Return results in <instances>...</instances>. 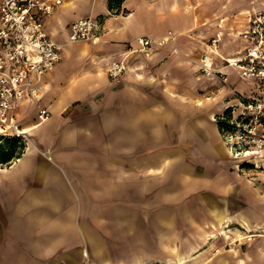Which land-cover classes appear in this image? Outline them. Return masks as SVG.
<instances>
[{"label":"crops","instance_id":"1","mask_svg":"<svg viewBox=\"0 0 264 264\" xmlns=\"http://www.w3.org/2000/svg\"><path fill=\"white\" fill-rule=\"evenodd\" d=\"M262 7L124 0L111 13L108 0H64L44 21L62 58L13 110L29 140L0 164V264H264V168L238 167L218 124L234 91H258L226 59ZM86 17L101 20L99 39L70 41ZM170 32L140 49L137 38ZM217 35L226 81L199 66Z\"/></svg>","mask_w":264,"mask_h":264},{"label":"built area","instance_id":"2","mask_svg":"<svg viewBox=\"0 0 264 264\" xmlns=\"http://www.w3.org/2000/svg\"><path fill=\"white\" fill-rule=\"evenodd\" d=\"M63 1L0 0V136H16L25 143L29 140L13 110L18 100L28 106L38 98L43 75L62 58L61 45L47 35L44 21ZM247 19L248 25L241 32L245 46L226 60L242 77L255 81L258 91L249 96L233 92L237 104L228 106L227 114L224 111L219 116L224 121L220 131L238 167L264 168V9H251ZM101 28L102 22L97 17L78 19L69 27V39L97 41ZM169 37H172L171 32L158 39L145 36L137 41L140 49L145 50L150 49L154 41L157 45L165 44ZM219 39L217 35L210 40V50L201 54L199 66L203 74H216L226 81V74L214 66ZM127 66L125 58L114 62L108 68L109 77L121 78ZM48 116L46 108L39 111L41 120ZM241 239L234 237L228 242L229 247L240 245Z\"/></svg>","mask_w":264,"mask_h":264},{"label":"trees","instance_id":"3","mask_svg":"<svg viewBox=\"0 0 264 264\" xmlns=\"http://www.w3.org/2000/svg\"><path fill=\"white\" fill-rule=\"evenodd\" d=\"M124 0H108V8L111 13H120ZM228 110L225 111L227 114ZM219 127L224 121L218 118ZM25 142L16 136H0V164H8L14 158L19 157L25 149Z\"/></svg>","mask_w":264,"mask_h":264},{"label":"rangeland","instance_id":"4","mask_svg":"<svg viewBox=\"0 0 264 264\" xmlns=\"http://www.w3.org/2000/svg\"><path fill=\"white\" fill-rule=\"evenodd\" d=\"M262 9H264V7H262Z\"/></svg>","mask_w":264,"mask_h":264},{"label":"bare ground","instance_id":"5","mask_svg":"<svg viewBox=\"0 0 264 264\" xmlns=\"http://www.w3.org/2000/svg\"><path fill=\"white\" fill-rule=\"evenodd\" d=\"M228 236V235H227ZM182 262V261H181Z\"/></svg>","mask_w":264,"mask_h":264}]
</instances>
